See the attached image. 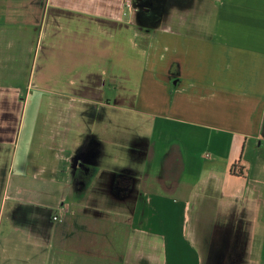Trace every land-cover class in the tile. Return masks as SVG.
Returning <instances> with one entry per match:
<instances>
[{
  "label": "crops",
  "instance_id": "crops-1",
  "mask_svg": "<svg viewBox=\"0 0 264 264\" xmlns=\"http://www.w3.org/2000/svg\"><path fill=\"white\" fill-rule=\"evenodd\" d=\"M169 3L146 21L0 0V264H125V201L147 183L184 198L192 246L217 222L264 261V0ZM125 120L146 184L125 177Z\"/></svg>",
  "mask_w": 264,
  "mask_h": 264
},
{
  "label": "rangeland",
  "instance_id": "rangeland-1",
  "mask_svg": "<svg viewBox=\"0 0 264 264\" xmlns=\"http://www.w3.org/2000/svg\"><path fill=\"white\" fill-rule=\"evenodd\" d=\"M97 1L99 5L110 7L115 14L146 21L163 12L171 2V0ZM69 107L71 111L80 110L79 106ZM92 107L94 106L88 104L82 108L86 116L82 124L86 130H90V124L95 118L96 110ZM123 126H125V177L138 176L146 184V180L151 177L149 172L152 171V176H157L158 171L152 168L150 161L146 163L137 156L138 151L134 148L142 140L132 134L135 126L129 125L128 120H125ZM146 186L148 183L143 185L141 195L135 196L132 201L130 199L125 201V231L122 235L125 240V264H250L246 261V248H243L249 240L247 231L229 233L226 231L225 238L218 243L221 226L215 222L211 227V240H205L202 245L199 243V247L192 246L188 238L191 220L187 217L184 198L178 194H175L176 199L170 195L160 198L158 192ZM113 202L117 203L115 200ZM235 236L238 240L241 239L240 243L239 241L236 243ZM139 252L142 254L138 255ZM260 264H264V261Z\"/></svg>",
  "mask_w": 264,
  "mask_h": 264
},
{
  "label": "built area",
  "instance_id": "built-area-1",
  "mask_svg": "<svg viewBox=\"0 0 264 264\" xmlns=\"http://www.w3.org/2000/svg\"><path fill=\"white\" fill-rule=\"evenodd\" d=\"M231 170L233 173L235 174H242L243 172V165L240 161L235 162L232 167ZM52 220L56 223H63L65 221V215L62 211V209H60L59 213H55L52 216Z\"/></svg>",
  "mask_w": 264,
  "mask_h": 264
},
{
  "label": "flooded vegetation",
  "instance_id": "flooded-vegetation-1",
  "mask_svg": "<svg viewBox=\"0 0 264 264\" xmlns=\"http://www.w3.org/2000/svg\"><path fill=\"white\" fill-rule=\"evenodd\" d=\"M76 158H78V157H76ZM80 160H81V159H79V161H77L79 164H80Z\"/></svg>",
  "mask_w": 264,
  "mask_h": 264
}]
</instances>
